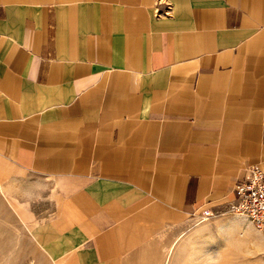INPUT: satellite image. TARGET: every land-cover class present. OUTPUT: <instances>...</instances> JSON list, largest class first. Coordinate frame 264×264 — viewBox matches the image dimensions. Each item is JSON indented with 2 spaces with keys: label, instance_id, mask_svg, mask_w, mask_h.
<instances>
[{
  "label": "crops",
  "instance_id": "0c3cea01",
  "mask_svg": "<svg viewBox=\"0 0 264 264\" xmlns=\"http://www.w3.org/2000/svg\"><path fill=\"white\" fill-rule=\"evenodd\" d=\"M248 164L264 0H0V194L51 264H138Z\"/></svg>",
  "mask_w": 264,
  "mask_h": 264
},
{
  "label": "rangeland",
  "instance_id": "374dc122",
  "mask_svg": "<svg viewBox=\"0 0 264 264\" xmlns=\"http://www.w3.org/2000/svg\"><path fill=\"white\" fill-rule=\"evenodd\" d=\"M234 214L226 203L164 228L138 252V264H264V244L256 229H248ZM29 227L0 194V264H51Z\"/></svg>",
  "mask_w": 264,
  "mask_h": 264
},
{
  "label": "built area",
  "instance_id": "2783aa9c",
  "mask_svg": "<svg viewBox=\"0 0 264 264\" xmlns=\"http://www.w3.org/2000/svg\"><path fill=\"white\" fill-rule=\"evenodd\" d=\"M231 195L228 204L233 212L245 218L264 237V170L259 164L242 168L233 180Z\"/></svg>",
  "mask_w": 264,
  "mask_h": 264
},
{
  "label": "bare ground",
  "instance_id": "6f19581e",
  "mask_svg": "<svg viewBox=\"0 0 264 264\" xmlns=\"http://www.w3.org/2000/svg\"><path fill=\"white\" fill-rule=\"evenodd\" d=\"M235 215V217H237L239 220H241L243 223H244V225L249 229H253V227L249 224V222L245 219V218H243V217H241V216H239V215H237V214H234ZM237 220V219H236ZM255 229V228H254ZM253 229V230H254ZM257 231V230H256ZM258 235H259V233H258ZM260 236V241H261V243L263 242V244H264V237L262 236V235H259ZM256 239V238H255ZM260 244V243H259ZM261 246H262V244H261ZM171 249H169V251H170ZM168 251V252H169ZM171 253V252H170ZM170 253H167V256H166V261H167V259H169V256H170Z\"/></svg>",
  "mask_w": 264,
  "mask_h": 264
}]
</instances>
